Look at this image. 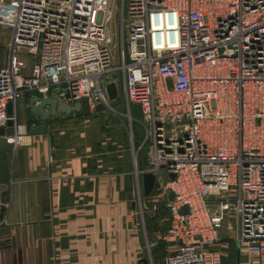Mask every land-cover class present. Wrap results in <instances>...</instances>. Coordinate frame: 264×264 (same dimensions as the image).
I'll use <instances>...</instances> for the list:
<instances>
[{"label":"built area","instance_id":"1","mask_svg":"<svg viewBox=\"0 0 264 264\" xmlns=\"http://www.w3.org/2000/svg\"><path fill=\"white\" fill-rule=\"evenodd\" d=\"M0 25L12 148L27 136L21 96L111 108L106 84L119 72L140 111L141 174L155 175L168 211L166 264H223L229 244L264 264V0H0Z\"/></svg>","mask_w":264,"mask_h":264},{"label":"crops","instance_id":"2","mask_svg":"<svg viewBox=\"0 0 264 264\" xmlns=\"http://www.w3.org/2000/svg\"><path fill=\"white\" fill-rule=\"evenodd\" d=\"M9 40L10 34L0 29V67ZM34 96L26 93L16 103L27 136L11 150L0 264H166L174 249L160 238L168 211L143 208L136 201L141 170H135L133 186L130 172L111 160L104 147L79 141L77 127L63 123L87 116L81 112L51 116L45 122L47 134L33 133L43 124L30 112ZM19 106L24 110L20 115ZM4 190L0 183V197ZM226 246L223 264H258L240 255L234 244H229L232 251Z\"/></svg>","mask_w":264,"mask_h":264},{"label":"rangeland","instance_id":"3","mask_svg":"<svg viewBox=\"0 0 264 264\" xmlns=\"http://www.w3.org/2000/svg\"><path fill=\"white\" fill-rule=\"evenodd\" d=\"M0 29L6 34H10V29L0 25ZM120 33L119 25L116 26L115 41L113 44V64L119 63ZM116 81L118 94L114 100H109L111 108H105L102 111H94L87 116L76 115L70 121L64 122L77 127L75 134L79 141L94 143L95 147H104L108 151L107 155L111 160L116 159L119 164L130 172L131 182L133 183L134 172L137 168L143 171L147 166L146 148L141 146L143 138V126L140 121L139 107L135 104H127L123 94L120 92V73L113 74ZM23 108L18 107L19 115ZM118 164V162H116ZM138 181L135 180V199L141 200V205L154 206L161 211L165 208L163 198L159 197L157 183H155L151 193L144 197L142 192L141 179L140 190H137ZM134 186V183L132 184ZM156 194L157 200H154ZM152 200V201H151ZM138 203V202H137ZM225 251L231 250L229 245ZM232 251V250H231Z\"/></svg>","mask_w":264,"mask_h":264},{"label":"water","instance_id":"4","mask_svg":"<svg viewBox=\"0 0 264 264\" xmlns=\"http://www.w3.org/2000/svg\"><path fill=\"white\" fill-rule=\"evenodd\" d=\"M106 91L109 100H114L117 97V88L113 81L106 84ZM104 109L103 104L95 106L94 110L100 111ZM12 104H7V113L11 114ZM30 112L39 120L43 122L41 126L36 128L33 133L35 134H47L46 121L51 116L68 115L71 112H81L83 115H89L91 110L89 107L88 100L82 98L79 102H75L73 105L61 102L57 95L53 94L50 97L32 100L30 106ZM13 133V122L8 120L6 126H0V183L6 185V190L1 193L0 203V218L4 210V204L8 199L9 194V181H10V155L12 146L7 142L6 137ZM49 144V139H48ZM171 178L174 174L170 175ZM142 181V192L144 196H148L153 190L155 184V175L151 172H144L141 174ZM187 206H183L179 213H187Z\"/></svg>","mask_w":264,"mask_h":264}]
</instances>
